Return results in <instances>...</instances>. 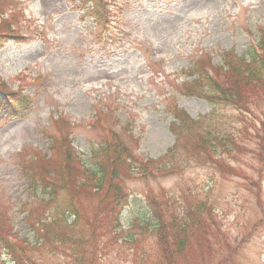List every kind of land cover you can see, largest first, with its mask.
I'll use <instances>...</instances> for the list:
<instances>
[{
    "label": "rangeland",
    "instance_id": "obj_1",
    "mask_svg": "<svg viewBox=\"0 0 264 264\" xmlns=\"http://www.w3.org/2000/svg\"><path fill=\"white\" fill-rule=\"evenodd\" d=\"M106 4L108 27L95 24L86 0H0V90L15 92L10 98L23 103L14 110L0 95V212L11 215L17 240L32 242L21 206H35L39 199L31 191L33 176L25 159L49 156V137L56 142L70 138L85 161L83 156L102 140L114 142L110 130L119 132L135 165L144 158L152 172L124 179L128 194L121 202L123 233L117 240L109 238L113 217L97 215V227L109 219V236L89 245L93 256L84 264H264V155L255 144L257 118L264 120V94L243 109L184 97L179 88L197 58L210 60L204 71L216 70L228 51L239 57L250 52L264 29V0ZM175 108L199 122L177 130L183 147L167 162L173 170L153 176L158 173L155 159L175 140L169 130ZM67 124L71 127L63 129ZM198 128L210 138L232 135L238 149L224 153L214 147L218 152L199 155L184 144V133L194 139ZM102 159H107L103 152L89 162ZM163 194L168 200L153 201ZM89 200L81 198L85 206L80 204L90 225L96 210ZM201 204L205 208L199 212ZM171 205L170 213L178 218L189 211L202 220L186 240L181 261L158 254L150 225L154 212ZM85 234L90 235L87 228ZM26 253L37 264L77 263L63 252Z\"/></svg>",
    "mask_w": 264,
    "mask_h": 264
},
{
    "label": "trees",
    "instance_id": "obj_2",
    "mask_svg": "<svg viewBox=\"0 0 264 264\" xmlns=\"http://www.w3.org/2000/svg\"><path fill=\"white\" fill-rule=\"evenodd\" d=\"M88 1L96 8V11L92 13L94 17L104 21L106 0ZM260 34L261 56L252 53L248 60L229 56L225 60V66L218 72L215 71L213 78L207 75L197 76L194 81L184 83L181 86V92L186 96L203 98L213 105L230 103L244 109L246 102L264 94V30H261ZM194 72L199 73V64L193 67L192 73ZM8 103L12 104L11 101ZM176 116L179 123L181 120L190 121L182 111L176 112ZM257 120H259V129L255 135V143L260 154L263 155L261 152L264 150V120L259 118ZM172 127L179 128L180 126L173 124ZM199 136L197 134L191 141L196 142L197 150L199 147L207 148L210 145L207 137H201L198 140ZM111 137L115 138L113 135ZM185 138L190 139L191 136L185 134ZM217 146L225 149L236 147V141L229 139L228 143H219L209 147V152L211 154L216 152L213 148ZM69 151L68 146L61 141L55 144L52 142L53 159L35 158L29 162L28 171L33 176L31 181L34 187L32 189L34 193L38 189L42 198L29 210L24 207L27 211L24 219L35 239L40 240L37 246L48 249L52 254L66 247L68 257L73 258L76 264H84L88 256V246L101 236H109L106 229L109 219L104 223L106 226L102 223L97 227L99 219L97 215L109 213L113 217L114 224L111 227L114 233L113 239L123 233L118 224L121 202L124 199L122 178L129 176L130 171L126 162L127 157L123 155L126 153L120 144L107 143L103 152L107 159L101 171L99 169L86 171L80 163L73 162ZM81 198L94 201L93 206L96 211L92 213L93 219L90 225L86 214L82 211L81 204H84ZM92 200L89 201L92 202ZM204 208L205 204L199 205V212ZM154 219L155 221L150 225L156 237L158 254L169 257L175 255L181 261L188 247L186 240H190L194 230L201 226L202 220L189 211L180 218H169V221L166 220L165 214L160 212L156 213ZM85 228L89 230V236H86ZM0 243L11 256L14 264H36L25 255L24 245L19 246L8 242L6 237H0ZM172 263L180 264L174 261Z\"/></svg>",
    "mask_w": 264,
    "mask_h": 264
}]
</instances>
